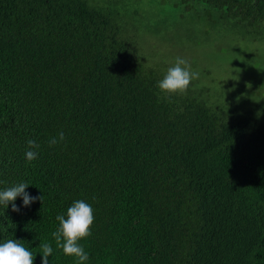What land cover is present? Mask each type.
<instances>
[{"label":"trees","instance_id":"1","mask_svg":"<svg viewBox=\"0 0 264 264\" xmlns=\"http://www.w3.org/2000/svg\"><path fill=\"white\" fill-rule=\"evenodd\" d=\"M178 5L264 41V0ZM133 16L123 0H0V190L24 182L43 196L27 207L17 197L19 212L0 205V243L17 240L33 264L49 243V264H77L52 233L84 200L85 264H264V119L197 79L162 93Z\"/></svg>","mask_w":264,"mask_h":264},{"label":"rangeland","instance_id":"2","mask_svg":"<svg viewBox=\"0 0 264 264\" xmlns=\"http://www.w3.org/2000/svg\"><path fill=\"white\" fill-rule=\"evenodd\" d=\"M123 2L130 15L137 12L133 16L136 30L130 34L142 42L139 46L146 47L151 63L160 65L164 74L177 57L184 58L190 71L199 73L197 80L210 89L209 93L225 99L232 93V100L254 106L264 119V41L237 38L216 13L210 17L204 7L179 6V0ZM140 29H153L165 40L148 37L144 44Z\"/></svg>","mask_w":264,"mask_h":264},{"label":"clouds","instance_id":"3","mask_svg":"<svg viewBox=\"0 0 264 264\" xmlns=\"http://www.w3.org/2000/svg\"><path fill=\"white\" fill-rule=\"evenodd\" d=\"M199 73L190 71V65L184 58L177 57L175 64L167 69L164 77L157 83L158 89L169 97L173 94H183L188 90L190 82L197 79ZM65 140L63 131L57 136L51 137L49 146H55ZM39 144L35 140L27 141V149L24 157L26 161L32 162L38 158ZM28 184L20 182L5 190H0V205L6 208L12 204V211L19 212L20 209L13 203L17 197H22L23 206L27 207L37 200L42 202L43 196H30L25 190ZM56 220L59 227L52 233L56 246L62 249L63 253L70 257H75L77 264H85L89 259V254L79 243L91 235V226L94 221L93 208L84 200H77L67 209L66 215L58 214ZM42 254L41 264H49V257L53 252V247L49 243H40ZM33 253L14 239H8L0 243V264H33Z\"/></svg>","mask_w":264,"mask_h":264}]
</instances>
